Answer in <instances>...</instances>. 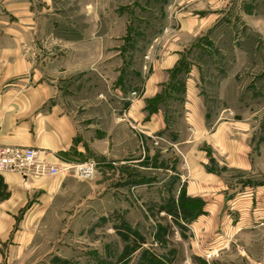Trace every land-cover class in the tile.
<instances>
[{"label":"crops","instance_id":"crops-1","mask_svg":"<svg viewBox=\"0 0 264 264\" xmlns=\"http://www.w3.org/2000/svg\"><path fill=\"white\" fill-rule=\"evenodd\" d=\"M229 1H176L175 20L166 17L147 39L138 67L123 50L136 43L123 0H0V144L37 149L47 164L71 168L25 180L0 175V264H45L49 253L54 262H73L71 248H49L48 223L105 217L99 175L109 168L119 178L146 174L154 159L177 177L189 205H198L188 218L176 214L195 259L216 252L225 236L264 231V183H231L224 175L253 173L251 123L233 118L228 105L211 114L206 91L220 73L228 86L227 71L204 68L209 41L200 37ZM171 7L169 0L158 11ZM81 164L91 166L89 177L75 174ZM137 187L128 181L124 189ZM124 245V259L151 253L143 242Z\"/></svg>","mask_w":264,"mask_h":264},{"label":"rangeland","instance_id":"rangeland-1","mask_svg":"<svg viewBox=\"0 0 264 264\" xmlns=\"http://www.w3.org/2000/svg\"><path fill=\"white\" fill-rule=\"evenodd\" d=\"M167 1L169 0H123V12H125L123 21H126L129 27L127 35L136 40V43L131 45L123 44V50L132 56L134 66L139 67L144 60L147 51L144 43L148 38L156 36L159 25L167 22L166 17L170 15L171 21L175 20L172 9L179 0H170L172 6L170 13L162 14L158 11ZM226 9L216 25L200 37L209 41L208 45H204L205 40L202 41L209 49V56L203 57L204 68L208 69L207 71L210 69L227 71L228 74V84H226L228 86H225V76L221 73L217 74L213 82L207 84L206 91L211 95L210 113L220 114L221 106L228 105L232 107L228 112L233 114V118L251 123L253 133L251 145L254 147L251 157L253 173L241 175L231 172L229 173L231 176L225 173L224 175H227L231 183L262 184L264 183V0H230ZM169 161L173 163L172 159ZM141 164L143 165L144 162ZM150 164L154 170L146 174L137 170L136 173L127 172L119 178L115 176L113 168H109L106 173L99 175V180L106 183L104 192L107 197L104 208L106 216L96 218L95 215H90L89 221L48 223L49 248L55 249L61 246L71 248L69 256L72 257L73 262L70 264H82L81 260L85 261L84 264H103V260H107V264L113 262L163 264L161 261L163 259L164 264L168 261L170 263L174 261L175 264H264V231H255L251 234L241 231L234 239L225 236L220 240L217 251L213 254L203 253L201 259L191 256L189 252L191 234L185 226L186 223L178 222L176 217L178 212L181 216L186 214L184 207L191 208L192 206L189 205L191 202L185 200L184 189L177 187V177L164 171L165 164L162 160L154 159ZM222 170L225 172L224 168ZM128 181L138 182L137 189L132 191L124 189ZM119 183H122L121 186ZM162 211H165L164 214ZM197 212L198 205L194 204L190 213L195 215ZM235 214H232V220ZM59 226L65 229V234L61 235L60 231H57V228L60 229ZM165 228L169 230L162 234ZM56 233L58 238H53ZM125 240L128 246L132 247L143 242L145 245L143 249H148L154 254L153 260L149 256L151 253L148 255L145 252H138L124 259ZM52 254L49 253L44 258L45 264H60L54 262ZM77 257L81 258L80 261Z\"/></svg>","mask_w":264,"mask_h":264},{"label":"built area","instance_id":"built-area-1","mask_svg":"<svg viewBox=\"0 0 264 264\" xmlns=\"http://www.w3.org/2000/svg\"><path fill=\"white\" fill-rule=\"evenodd\" d=\"M78 177L91 175V166L77 165L72 167ZM70 167H57L47 164L39 158V151L34 148H23L0 144V175L16 173L24 180L31 177H52L60 173H69Z\"/></svg>","mask_w":264,"mask_h":264},{"label":"trees","instance_id":"trees-1","mask_svg":"<svg viewBox=\"0 0 264 264\" xmlns=\"http://www.w3.org/2000/svg\"><path fill=\"white\" fill-rule=\"evenodd\" d=\"M182 206H183V204H182ZM190 206H192V207L189 208V209H187V208L184 207V209H185V211H186V214H183V215H184V218H188V217L191 216L190 209L193 208V205H190Z\"/></svg>","mask_w":264,"mask_h":264}]
</instances>
